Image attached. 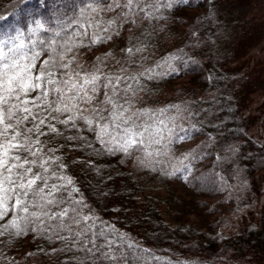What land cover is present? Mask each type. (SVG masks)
Segmentation results:
<instances>
[{"label": "trees", "instance_id": "obj_1", "mask_svg": "<svg viewBox=\"0 0 264 264\" xmlns=\"http://www.w3.org/2000/svg\"><path fill=\"white\" fill-rule=\"evenodd\" d=\"M218 1L151 0L153 6L146 5L144 10V15L151 18L142 20L139 28L125 26L119 36L90 44L81 33L91 36L98 31L88 27L95 24L97 13L92 8L97 7L96 0H0V16L5 18L0 21L3 32L16 35L12 30L18 29L16 43L25 45L21 51L41 52L42 59L52 55V48L61 51V45L80 44L81 39L83 46L76 51L79 62L85 64H93L96 57L111 52L106 61L111 66L113 57L127 59L122 49L144 48L136 53V61L154 69L156 77L141 81L148 93L141 94L144 102L138 106L167 108L163 118L172 129L164 133L165 139L159 144H146L143 150L127 155L109 152L83 123L76 129L58 124L64 136L91 141L89 147L81 141L56 137L48 144L59 149L55 155L68 166L64 174L79 189L72 198L83 197L87 205L80 215L91 219L86 225L68 220L71 230L60 232V236L69 238L67 241L45 230V224L55 228L60 221L46 220L19 236L5 233L0 237V264H264V219L261 224L231 233L219 228L221 222H229L223 214L205 231L171 222L161 199L163 187L182 177L190 180L196 191L221 195L217 203L200 202L207 214L217 213L221 203L233 204L226 209L230 218L248 197H244L247 181L264 171V148L248 135V124L234 91L241 75L223 68L211 37L217 25L213 6ZM190 10L194 14L188 13ZM99 17L107 20L109 14L100 12ZM37 20L42 28L37 29ZM180 23H186V28ZM131 36L136 39L129 43ZM142 57L147 59L141 61ZM180 74L191 76L192 86L170 88V82ZM194 139L192 147L174 148L177 140ZM85 226L89 229L87 239L100 246L91 253L83 249L80 238L73 236Z\"/></svg>", "mask_w": 264, "mask_h": 264}, {"label": "snow or ice", "instance_id": "obj_2", "mask_svg": "<svg viewBox=\"0 0 264 264\" xmlns=\"http://www.w3.org/2000/svg\"><path fill=\"white\" fill-rule=\"evenodd\" d=\"M96 4L92 8L97 13L95 24L88 27L98 31L91 36L81 33L90 44H102L119 36L125 26L139 28L142 20L151 18L144 15L145 6H153L151 0H96ZM100 12L109 14V18L101 20ZM4 19L0 16V21ZM36 25L37 29L43 27L39 20ZM3 29L4 24L0 23V237L33 231V225L45 224L47 220L60 221L55 228L45 224V230L67 241L68 237L60 236L64 229L71 230L67 221L86 225L91 217L80 215L87 205L83 197L72 198L79 189L64 174L68 166L61 156L55 155L59 149L48 144L56 137L81 141L89 147L91 141L82 136H64L57 125L76 129L83 123L109 152L132 155L146 144H159L165 139V132H172L163 118L168 109L138 106L144 102L141 94L148 93L141 81L156 77L154 69L136 61V53H142L144 48L122 49L127 59L113 57L115 63L111 66L106 63L111 52L96 57L93 64H85L79 62L76 51L83 46L81 39L80 44L61 45V51L52 48V55L42 59L41 52L21 51L25 45L22 41L16 43L18 29L12 30L16 35L4 33ZM134 39L131 36L129 43ZM146 59L142 57L141 61ZM173 107L179 108L168 106ZM88 234L85 226L73 236L80 238L83 249L91 253L100 246L87 239Z\"/></svg>", "mask_w": 264, "mask_h": 264}, {"label": "rangeland", "instance_id": "obj_3", "mask_svg": "<svg viewBox=\"0 0 264 264\" xmlns=\"http://www.w3.org/2000/svg\"><path fill=\"white\" fill-rule=\"evenodd\" d=\"M213 10L217 25L211 37L219 49V60L228 72L236 71L241 75L234 91L248 124V135L264 148V0H219ZM188 13L194 14V11ZM178 28L179 35L183 36ZM182 28H186V23ZM192 80L191 76L180 74L170 82V88L190 87L194 83ZM194 142L195 139L177 140L174 148L184 150L192 147ZM247 182L249 188L244 197H248L243 199L242 207L230 219L226 209L233 208L231 203H221L214 214H207L200 205V202H219L220 194L196 191L190 180L176 179L162 190L166 216L171 222L194 225L205 231L209 230L214 219L223 214L229 222H221L219 228L226 232H239L251 224H261L264 219V171Z\"/></svg>", "mask_w": 264, "mask_h": 264}]
</instances>
